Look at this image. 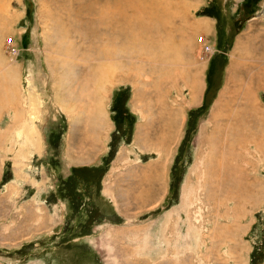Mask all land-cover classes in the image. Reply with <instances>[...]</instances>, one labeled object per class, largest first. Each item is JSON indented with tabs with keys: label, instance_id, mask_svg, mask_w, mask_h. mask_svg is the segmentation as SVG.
Here are the masks:
<instances>
[{
	"label": "rangeland",
	"instance_id": "374dc122",
	"mask_svg": "<svg viewBox=\"0 0 264 264\" xmlns=\"http://www.w3.org/2000/svg\"><path fill=\"white\" fill-rule=\"evenodd\" d=\"M213 1L0 0V264H264V0Z\"/></svg>",
	"mask_w": 264,
	"mask_h": 264
},
{
	"label": "crops",
	"instance_id": "0c3cea01",
	"mask_svg": "<svg viewBox=\"0 0 264 264\" xmlns=\"http://www.w3.org/2000/svg\"><path fill=\"white\" fill-rule=\"evenodd\" d=\"M204 16H206V15H204ZM214 17H216V16L214 15L212 17H207V18H209V19L213 18L214 21L217 22V20ZM205 22H207V21H205ZM205 22H203V23H205ZM210 26H212L211 23H209V27ZM229 28L230 27H228V22L225 20V22H224V33H225V37H227L228 43H229V44L226 43L228 45V49H227L228 51L226 49H225L226 51H224L223 47L218 48L216 46L215 47L216 51L213 54V59L214 60L216 58H219L220 56H222V54L225 55V57H226V62L225 63L223 62L222 67H221V69L219 71V75H221V81H220V83L218 85V88L216 90V94H215L214 98L212 99V101H213L212 103L213 104H216L217 100L221 99V95L223 94V92L225 91L227 86L230 87L232 85L233 88H234V85L236 84V82L241 81V77L245 73L248 74L247 75L248 79L251 78L250 74H249L250 70L247 71L248 67H237L238 65L240 66V64L239 63H238V65L234 64V57H235L234 51L237 54H241V55L245 54L244 52L250 46L251 40H253V38L250 35L248 37H244L245 35H247V33H246V29L247 28L244 29V32L241 35H240V32H241L242 29L238 30L236 33L235 32L231 33ZM262 39H264V38L262 37ZM190 44L192 45V42H190ZM214 70H216V67H213V71ZM254 78L256 79V81L258 83V87L264 88V85H263V82H264V71H263L262 67H259L258 72L254 75ZM242 84H241V86H242ZM205 89H206V86H205V88H203L202 97L205 94ZM233 93H234V95L241 94L242 96L243 95L246 96V86L244 87V89L240 88L237 91H233ZM228 96L231 97V95H228ZM257 103H258L257 104L258 109L259 110L262 109V104L260 102H257ZM225 104H227V103H225ZM228 118H230V117H228Z\"/></svg>",
	"mask_w": 264,
	"mask_h": 264
},
{
	"label": "trees",
	"instance_id": "16d2710c",
	"mask_svg": "<svg viewBox=\"0 0 264 264\" xmlns=\"http://www.w3.org/2000/svg\"><path fill=\"white\" fill-rule=\"evenodd\" d=\"M210 2H211V4H210V7H214L215 8V1H213V0H210ZM216 19V18H215Z\"/></svg>",
	"mask_w": 264,
	"mask_h": 264
},
{
	"label": "bare ground",
	"instance_id": "6f19581e",
	"mask_svg": "<svg viewBox=\"0 0 264 264\" xmlns=\"http://www.w3.org/2000/svg\"><path fill=\"white\" fill-rule=\"evenodd\" d=\"M135 11H136V9H135ZM134 14V13H133ZM132 14V15H133ZM115 15V14H114ZM135 15H136V13H135ZM116 16V15H115ZM106 17V16H105ZM132 17H134V16H132ZM118 21V20H117ZM133 27V26H132ZM135 28V27H134ZM238 113V112H237ZM251 121V120H250ZM247 122V121H246ZM242 123H244V122H242ZM243 125V124H242ZM243 134V133H242Z\"/></svg>",
	"mask_w": 264,
	"mask_h": 264
},
{
	"label": "built area",
	"instance_id": "2783aa9c",
	"mask_svg": "<svg viewBox=\"0 0 264 264\" xmlns=\"http://www.w3.org/2000/svg\"><path fill=\"white\" fill-rule=\"evenodd\" d=\"M9 43H11V41L9 40ZM10 45H12V44H10ZM13 48V46H11V49Z\"/></svg>",
	"mask_w": 264,
	"mask_h": 264
}]
</instances>
